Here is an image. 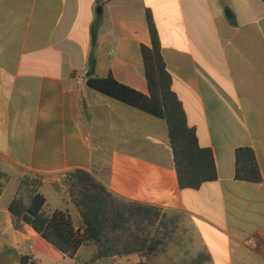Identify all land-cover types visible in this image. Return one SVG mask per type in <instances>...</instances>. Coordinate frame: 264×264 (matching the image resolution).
Returning a JSON list of instances; mask_svg holds the SVG:
<instances>
[{"label": "crops", "instance_id": "0c3cea01", "mask_svg": "<svg viewBox=\"0 0 264 264\" xmlns=\"http://www.w3.org/2000/svg\"><path fill=\"white\" fill-rule=\"evenodd\" d=\"M147 9L188 125L215 156L218 179L199 189L180 187L164 119L87 83L91 29L101 16L94 77L150 95L142 53L152 46ZM241 147L255 151L260 183L236 179ZM75 170L122 200L186 215L212 264L219 245L229 247L228 263L244 248L264 264V0H0V172L8 175L0 264L24 257L82 264L96 254L88 243L71 258L31 226L21 231L13 223L10 205L22 177L33 173L44 177L43 212H65L83 230L67 189L52 187Z\"/></svg>", "mask_w": 264, "mask_h": 264}, {"label": "trees", "instance_id": "16d2710c", "mask_svg": "<svg viewBox=\"0 0 264 264\" xmlns=\"http://www.w3.org/2000/svg\"><path fill=\"white\" fill-rule=\"evenodd\" d=\"M101 19L98 16L91 29L88 85L166 121L181 188L199 189L204 183L216 181L218 171L214 153L211 148L200 146L196 129L188 125L183 103L172 88L173 79L162 54L161 38L152 11L147 9L152 46L142 47L149 96L112 77H94ZM231 22L235 23L234 19ZM235 155L236 179L260 183L263 179L255 151L241 147ZM7 179L8 175L0 172V197ZM43 182L44 177L39 174L28 173L22 177L10 205L14 226L21 231L31 226L71 258L83 245L93 244L96 254L82 264L131 255L141 259L137 264H149L151 257L166 247L177 224L176 216L169 218L157 207L122 200L90 173L75 170L53 181L52 187L58 192L64 189L69 192L83 220V230H76L69 214L57 211L46 215L43 212L46 204L41 192ZM22 263L37 264L28 257H24Z\"/></svg>", "mask_w": 264, "mask_h": 264}, {"label": "rangeland", "instance_id": "374dc122", "mask_svg": "<svg viewBox=\"0 0 264 264\" xmlns=\"http://www.w3.org/2000/svg\"><path fill=\"white\" fill-rule=\"evenodd\" d=\"M225 9L231 8L226 7ZM173 216L177 217V224L174 232L172 233L171 238L167 240L166 247L161 249L155 256H152L149 264H212L210 259L207 258V253L201 241L195 237L194 228L192 227L191 222L187 220V216L171 215L168 217L170 218ZM238 251L234 252V261L228 263L227 258L229 257V247L227 245H219L218 254L216 255V263L259 264L258 260L249 256L251 254L246 249L243 248L239 252ZM92 258L93 257H91V259ZM91 259L84 262L90 261ZM140 260L141 259L137 255H132L130 259L125 260L120 264H137Z\"/></svg>", "mask_w": 264, "mask_h": 264}, {"label": "water", "instance_id": "95a60500", "mask_svg": "<svg viewBox=\"0 0 264 264\" xmlns=\"http://www.w3.org/2000/svg\"><path fill=\"white\" fill-rule=\"evenodd\" d=\"M103 12V9L102 8H99L98 9V13L99 14H102ZM225 14L226 16L229 18V19H233L234 15H233V12L231 11V9H225Z\"/></svg>", "mask_w": 264, "mask_h": 264}]
</instances>
